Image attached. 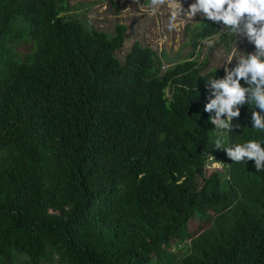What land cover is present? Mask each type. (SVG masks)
I'll return each instance as SVG.
<instances>
[{
  "label": "trees",
  "instance_id": "1",
  "mask_svg": "<svg viewBox=\"0 0 264 264\" xmlns=\"http://www.w3.org/2000/svg\"><path fill=\"white\" fill-rule=\"evenodd\" d=\"M70 7L0 0V263L264 264V171L215 148L264 147L260 110L216 129L204 107L223 67L164 70L148 47L122 62L124 25L110 36ZM199 23L229 47L222 22Z\"/></svg>",
  "mask_w": 264,
  "mask_h": 264
},
{
  "label": "clouds",
  "instance_id": "2",
  "mask_svg": "<svg viewBox=\"0 0 264 264\" xmlns=\"http://www.w3.org/2000/svg\"><path fill=\"white\" fill-rule=\"evenodd\" d=\"M162 7H166L169 11V30L176 28L177 21L182 18L194 20L199 13H202L203 17L190 26L188 24L185 25V38L180 43L179 48L172 54L164 48L159 50L153 48L140 38L131 39L127 45L128 26L125 22L118 21L113 24L111 32L105 30L110 36H113L116 33L117 24H123L125 27L122 40L118 41L117 46L114 48V52L117 49L125 51L123 58L115 53L114 55L123 62L126 54L132 53L133 49L148 47L154 50L162 59L161 69L164 70L168 66H174L179 61L193 57L199 61L202 59L206 61V56L200 57L201 43L205 42L212 46L213 43L206 39L213 35L206 37L198 35L201 28L199 22L202 19H206L209 22H222L220 29L222 28L223 31L227 30L232 34L233 40L235 37L245 36L250 43L255 45L256 51L236 58L238 63L233 68L227 66L233 59V57H230L223 67L225 71L224 77L213 78L208 81L211 91L209 102L206 103L204 111L208 113L214 111L215 115H210L209 117L210 122L215 125L216 129L231 131L234 127H237V125H233L232 121L233 118L240 117V107L243 105H254L255 109L258 108L260 111L254 110L251 112L252 127L255 130L264 132V0H195V3L190 4L187 9H185L181 0H149V8L153 14L160 11ZM70 11L71 9L66 11L65 14H71ZM95 28L104 30L96 26ZM214 35L219 36V34ZM222 42L225 45V42ZM126 45L127 47H125ZM183 47L187 48L184 54ZM225 48L228 50L229 47L225 45ZM207 67L208 63L206 61L204 70L209 69ZM241 80L245 82L247 87L242 86ZM164 91L166 95H171L169 85L165 87ZM261 143L250 140L243 145L236 144L233 147L222 148L221 140L217 139L215 148L224 149L233 162L247 164L248 161H254L256 171L260 172L264 171V147H261ZM205 162L206 167L210 170L215 169L213 168V163L219 162L224 166V160L218 153L211 152ZM190 243V238L183 239L174 244L173 248L184 251L190 246Z\"/></svg>",
  "mask_w": 264,
  "mask_h": 264
},
{
  "label": "rangeland",
  "instance_id": "3",
  "mask_svg": "<svg viewBox=\"0 0 264 264\" xmlns=\"http://www.w3.org/2000/svg\"><path fill=\"white\" fill-rule=\"evenodd\" d=\"M68 3L72 6L70 8L72 17L77 16L79 19L92 23L97 28L107 32L113 30L114 23L125 22L129 33L127 45L131 39L140 38L153 48L158 50L164 48L169 50L171 54L179 48L180 43L185 38V25L190 26L203 17V14L199 13L194 20L182 18L177 21L176 28L169 30L168 9L162 7L160 11L153 14L149 8V0H68ZM181 3L187 9L190 4L195 3V0H181ZM220 31L223 29L221 28ZM206 40L213 43L212 46L205 42L201 43L200 57H207V68L212 66L224 67L230 57L233 59L227 66L233 68L238 63L236 58L256 51L255 45L250 43L245 36L235 37L228 50L219 40L218 35L210 36ZM20 45L22 48L19 47V49L22 51L24 46ZM186 50L187 48L183 47V54ZM124 52L117 49L114 53L123 58ZM213 168L217 169L221 176H224L225 167L221 163H213Z\"/></svg>",
  "mask_w": 264,
  "mask_h": 264
}]
</instances>
